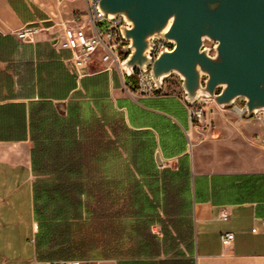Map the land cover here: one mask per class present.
<instances>
[{"label": "crops", "instance_id": "0c3cea01", "mask_svg": "<svg viewBox=\"0 0 264 264\" xmlns=\"http://www.w3.org/2000/svg\"><path fill=\"white\" fill-rule=\"evenodd\" d=\"M91 2L0 0V264H264V121L229 127L206 167L180 87L140 94L62 46L59 23L91 33Z\"/></svg>", "mask_w": 264, "mask_h": 264}, {"label": "water", "instance_id": "95a60500", "mask_svg": "<svg viewBox=\"0 0 264 264\" xmlns=\"http://www.w3.org/2000/svg\"><path fill=\"white\" fill-rule=\"evenodd\" d=\"M105 16H122L129 77L147 72L158 91L173 74L187 104L212 98L221 108L245 100V117L264 111V0H92ZM154 39L174 46L151 56ZM208 40L214 44L204 47ZM158 164H162L157 156Z\"/></svg>", "mask_w": 264, "mask_h": 264}, {"label": "built area", "instance_id": "2783aa9c", "mask_svg": "<svg viewBox=\"0 0 264 264\" xmlns=\"http://www.w3.org/2000/svg\"><path fill=\"white\" fill-rule=\"evenodd\" d=\"M90 13L92 15V31L89 34L86 30L79 26H71L65 23H59L65 33V39L62 43L64 48L70 49L74 52L76 64L89 59H97L101 63H110L109 69L112 66H116L122 69V62L124 61L125 55L123 54V48L127 46V40L122 35V26L125 21L122 17H109L100 13L95 2H91ZM80 17L76 16L73 19L74 23H78ZM97 22L104 23L102 26L98 25ZM40 30L34 25H27L16 32V35L22 40L33 39V35ZM173 44L167 41L156 39L152 48L151 55L156 58L159 53L164 49L171 50ZM137 90L140 94L146 96H152L160 94L154 85V82L150 75L141 74L137 76ZM165 83V82H164ZM187 107L191 114V124L197 130H202L204 125L209 124L213 111L224 110L217 102L212 98H200L195 104H187ZM235 111L244 117L246 114L245 106L234 104ZM264 121V111H261L254 115ZM169 162H167L168 164ZM221 218L227 220L229 213L223 210ZM264 225V219L262 220ZM253 232H257V228L253 227ZM235 235L232 232H225L221 235V242L223 246H227L234 241ZM51 264H92L90 261L81 260H69V261H55Z\"/></svg>", "mask_w": 264, "mask_h": 264}, {"label": "rangeland", "instance_id": "374dc122", "mask_svg": "<svg viewBox=\"0 0 264 264\" xmlns=\"http://www.w3.org/2000/svg\"><path fill=\"white\" fill-rule=\"evenodd\" d=\"M123 26H129V25L125 21V24ZM154 41H156V39H154ZM127 43H128L127 46H129L130 42L127 41ZM213 46L214 44L208 40H206L204 43V47L211 48V55H215ZM129 53L130 51L128 50L123 51V54L125 55L124 60L127 58ZM144 74L150 75V69H148L147 72H144ZM165 81L171 83L172 85H177L178 87L181 88V81L177 74L171 75ZM236 104L239 106L240 105L244 106L245 104L244 98L243 97L239 98ZM224 109L225 110H220V111L215 109L213 111L209 124L203 126L201 130L202 134L200 138H198V140H196L194 143L195 145L194 153L198 155L201 162L208 168L217 167L221 163V159L222 157H224V154L230 152L229 146L225 145V141L231 138V134L228 128L229 127L237 128V126L240 127L238 124L241 121L242 117L235 111L234 107L230 106ZM254 144L257 147L258 146L262 147L261 144L258 142H254Z\"/></svg>", "mask_w": 264, "mask_h": 264}, {"label": "bare ground", "instance_id": "6f19581e", "mask_svg": "<svg viewBox=\"0 0 264 264\" xmlns=\"http://www.w3.org/2000/svg\"><path fill=\"white\" fill-rule=\"evenodd\" d=\"M168 50V49H167Z\"/></svg>", "mask_w": 264, "mask_h": 264}]
</instances>
